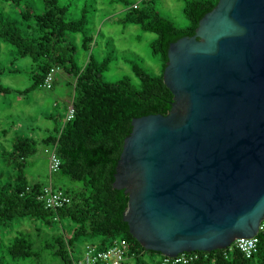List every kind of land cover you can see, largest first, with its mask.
Listing matches in <instances>:
<instances>
[{"label": "trees", "instance_id": "1", "mask_svg": "<svg viewBox=\"0 0 264 264\" xmlns=\"http://www.w3.org/2000/svg\"><path fill=\"white\" fill-rule=\"evenodd\" d=\"M82 1L96 2L0 0V76L20 72L4 65V46L14 55L11 64L18 59L30 60L32 80L31 86L22 91L0 83V97H22L39 88L48 90L44 82L53 72L51 89L56 70L62 69L73 79L69 85L74 110L72 119L61 121L41 138L27 136L33 127L23 129L16 120L8 122L9 116L7 120L0 117V264H74L83 255L74 257L76 243L97 239V245L90 243L85 248L92 246L101 251L113 241H125L129 253L123 264H162L164 259L160 253L144 249L124 225V191L113 188L112 174L131 120L165 116L170 111L173 96L162 77L168 44L193 36L200 17L211 11L218 0H181L183 16L188 21L182 27L162 17L154 0L122 1L121 23L135 24L156 36L150 49L159 59L160 74L134 66L139 90L126 82H102L99 74L108 66V59L97 64L90 55L83 67L72 60L75 47L70 34L82 36L81 48L85 52L97 44V39L87 34V10L78 8ZM55 144L60 167L48 175V182L65 193L70 203L51 210L39 200L48 182L30 181L27 168L30 158ZM257 239V252L251 258H245L232 245L210 253L192 252L197 258L188 264H264V220Z\"/></svg>", "mask_w": 264, "mask_h": 264}, {"label": "water", "instance_id": "2", "mask_svg": "<svg viewBox=\"0 0 264 264\" xmlns=\"http://www.w3.org/2000/svg\"><path fill=\"white\" fill-rule=\"evenodd\" d=\"M167 115L131 120L111 183L122 221L174 258L225 250L264 220V0H218L168 44Z\"/></svg>", "mask_w": 264, "mask_h": 264}, {"label": "rangeland", "instance_id": "3", "mask_svg": "<svg viewBox=\"0 0 264 264\" xmlns=\"http://www.w3.org/2000/svg\"><path fill=\"white\" fill-rule=\"evenodd\" d=\"M82 1L78 3L79 11L84 7L87 10V34L97 39V44L88 52L81 48L82 36L70 34V41L75 47L72 60L78 67H83L90 55L97 64L108 59L109 64L99 74L102 82L117 83L126 82L134 90H139V79L133 73V67L150 74H160V63L156 56H153L150 43L156 39L154 34L142 31L135 24H122L123 0H95ZM138 3L140 0H128ZM157 12L178 26H186L188 21L183 16V2L181 0H154ZM77 18V16L75 17ZM2 60L11 70H18V73L3 74L0 76V83L3 87L14 91H22L32 84L29 59H18L14 64V55L7 47L2 46ZM70 57V54H67ZM69 65L67 64V67ZM54 83L51 89H35L25 96L10 94L0 97L4 104L0 105V117L7 120H16L21 128L33 127L27 136L41 138L47 130L64 121L67 107L72 98V88L69 85L73 79L64 70H56ZM12 116V117H11ZM52 117L53 119H47ZM27 173L32 182H48V160L47 156L39 151L37 155L28 160ZM56 176L53 175V180ZM64 184L70 183L64 181ZM98 241H79L73 247L74 257L81 256L86 244L97 245Z\"/></svg>", "mask_w": 264, "mask_h": 264}, {"label": "built area", "instance_id": "4", "mask_svg": "<svg viewBox=\"0 0 264 264\" xmlns=\"http://www.w3.org/2000/svg\"><path fill=\"white\" fill-rule=\"evenodd\" d=\"M51 72L45 79L44 85L47 89L52 83ZM74 110L70 104L66 111L64 122L73 118ZM56 144L44 150V154L48 160L49 176L56 173L60 167V160L56 153ZM39 200L44 203L46 209L57 210L70 203V199L65 193L53 188L51 181L43 189L39 196ZM262 230V223L259 231ZM235 249L241 252L245 258H251L257 252L258 239L257 236L245 239H237L232 244ZM128 245L125 241H113L112 245L106 249L98 251L92 246H87L82 257L74 261V264H123L128 259ZM197 255L190 253H182L174 258L164 257L162 264H188L195 260Z\"/></svg>", "mask_w": 264, "mask_h": 264}]
</instances>
